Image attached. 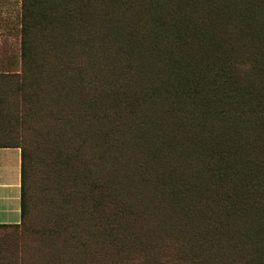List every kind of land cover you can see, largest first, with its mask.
Listing matches in <instances>:
<instances>
[{"label":"trees","instance_id":"1","mask_svg":"<svg viewBox=\"0 0 264 264\" xmlns=\"http://www.w3.org/2000/svg\"><path fill=\"white\" fill-rule=\"evenodd\" d=\"M21 3L0 264H264V0Z\"/></svg>","mask_w":264,"mask_h":264},{"label":"rangeland","instance_id":"2","mask_svg":"<svg viewBox=\"0 0 264 264\" xmlns=\"http://www.w3.org/2000/svg\"><path fill=\"white\" fill-rule=\"evenodd\" d=\"M21 5V0H0V31H2L5 24L4 33L11 36V38L7 39V43L12 50L11 54L9 56L7 55V62L11 61V64L6 62V67H0V73L3 74H14L21 70ZM17 82V77L0 78V144L11 142L17 143L20 142L21 139L19 130L17 131L16 129H13V131L16 132H12V129H10L11 126L15 127L17 124L16 120L13 119V116L16 115L15 110H17L20 101V94L17 91ZM52 104L53 103L48 101L46 109L54 106ZM64 118L66 119L61 120L68 121L69 124L73 125L79 131L82 130L81 126L83 125V122L81 119H77L75 116H66ZM63 123L64 121L53 124L55 128L52 129H54V131H57L58 129H66L65 132L69 135L71 140L75 139L79 143L84 141L83 139H85V137L74 135V128ZM34 136L36 135L33 131H26L24 133V137H28L29 139H33ZM105 263H107V258L105 259Z\"/></svg>","mask_w":264,"mask_h":264},{"label":"crops","instance_id":"3","mask_svg":"<svg viewBox=\"0 0 264 264\" xmlns=\"http://www.w3.org/2000/svg\"><path fill=\"white\" fill-rule=\"evenodd\" d=\"M5 26L4 24L0 31V67H6L7 63L11 64V61L7 62V55L9 56L12 52L7 39L11 36L4 33ZM20 165V148L0 147V247H3L5 240L16 232L8 226L21 222ZM0 257H7V255L1 251Z\"/></svg>","mask_w":264,"mask_h":264},{"label":"bare ground","instance_id":"4","mask_svg":"<svg viewBox=\"0 0 264 264\" xmlns=\"http://www.w3.org/2000/svg\"><path fill=\"white\" fill-rule=\"evenodd\" d=\"M62 1V0H61ZM232 1H234V0H232ZM57 3V2H56ZM227 3V2H226ZM147 4V3H146ZM91 5V4H90ZM247 5V4H246ZM63 6V5H62ZM113 6V5H112ZM242 6V5H241ZM113 12V11H112ZM126 13V12H125ZM146 13V12H145ZM113 14V13H112ZM149 14V13H148ZM150 14H152V13H150ZM122 15V14H121ZM134 15V14H133ZM128 18V17H127ZM125 19V18H124ZM79 20V19H78ZM142 20H143V18H142ZM111 21V20H110ZM130 21V20H129ZM137 21V20H136ZM86 23V22H85ZM82 24V23H81ZM112 24V23H111ZM136 25H138V24H136ZM102 26V25H101ZM110 26V25H109ZM136 27V26H135ZM137 28V27H136ZM62 29V28H61ZM65 29V28H64ZM80 30V29H79ZM126 30V29H125ZM135 30H137V29H135ZM65 31V30H64ZM100 31H102V30H100ZM115 31V30H114ZM127 31V30H126ZM134 31V30H133ZM132 31V32H133ZM97 32V31H96ZM117 32V31H116ZM80 33V32H79ZM117 34V33H116ZM65 35V34H64ZM124 35V34H123ZM107 36V35H106ZM121 36V35H120ZM139 36V35H138ZM58 37H60V36H58ZM130 37V36H129ZM66 38V37H65ZM76 39H77V37H76ZM106 40V39H105ZM70 42V41H69ZM91 42V41H90ZM115 42V41H114ZM62 43V42H61ZM57 44V43H56ZM76 44V43H75ZM116 44V43H115ZM68 45V44H67ZM79 45V44H78ZM84 46V45H83ZM57 47V46H56ZM100 47V46H99ZM95 48V47H94ZM139 48V47H138ZM54 50H55V48H54ZM86 50V49H85ZM122 50V49H121ZM134 51V50H133ZM89 52V51H88ZM98 53V52H97ZM96 53V54H97ZM57 54V53H56ZM111 55V54H110ZM70 57V56H69ZM94 57V56H93ZM107 58V57H106ZM75 62V61H74ZM146 65V64H145ZM96 67V66H95ZM145 67V66H144ZM114 68V67H113ZM71 69V68H70ZM78 70V69H77ZM103 71V70H102ZM79 72V71H78ZM67 73V72H66ZM74 73H75V71H74ZM92 74V73H91ZM98 76V75H97ZM101 77V76H100ZM70 78H72V77H70ZM97 81V80H96ZM102 81V80H101ZM88 82V81H87ZM110 82V81H109ZM102 83V82H101ZM83 84V83H82ZM119 91V90H118ZM91 94V93H90ZM96 94V93H95ZM107 97V96H106ZM90 98V97H89ZM98 99V98H97ZM158 101V100H157ZM97 104V103H96ZM159 113V112H158ZM155 114H157V113H155ZM188 114V113H187ZM163 115V114H162ZM165 116V115H164ZM143 117V116H142ZM185 117H186V115H185ZM165 118V117H164ZM169 118H171V117H169ZM190 118V117H189ZM176 119V118H175ZM184 119V118H183ZM143 120V119H142ZM167 120V119H166ZM146 121V120H145ZM151 121V120H150ZM172 121V120H171ZM186 121V120H185ZM188 121H190L189 119H188ZM187 121V122H188ZM163 122H165V121H163ZM176 122V121H175ZM170 123V122H169ZM204 123V122H203ZM154 125V124H153ZM167 125V124H166ZM126 126V125H125ZM164 126V125H163ZM137 127V126H136ZM159 127V126H158ZM111 128V127H110ZM114 128V127H113ZM120 128V127H119ZM150 128V127H149ZM185 128V127H184ZM127 129V128H126ZM188 129V128H187ZM124 130V129H123ZM160 130V129H159ZM191 130V129H190ZM189 130V131H190ZM193 130V129H192ZM191 130V131H192ZM133 131V130H132ZM165 131V130H164ZM114 133V132H113ZM152 133V132H151ZM108 134V133H107ZM115 134V133H114ZM153 134H154V132H153ZM152 134V135H153ZM166 134V133H165ZM171 134V133H170ZM190 134V133H189ZM195 134V133H194ZM109 135V134H108ZM179 135V134H178ZM106 136V135H105ZM124 136V135H123ZM136 137V136H135ZM156 137V136H155ZM195 137V136H194ZM180 138V137H179ZM148 139H150V138H148ZM163 139V138H162ZM127 140V139H126ZM159 140V139H158ZM174 140V139H173ZM178 140V139H177ZM198 140V139H197ZM182 141H183V139H182ZM196 142V141H195ZM123 143V142H122ZM175 143V142H174ZM142 144V143H141ZM167 144V143H166ZM193 144H194V142H193ZM159 145V144H158ZM171 145V144H170ZM174 145V144H173ZM178 146V145H177ZM122 147H123V145H122ZM176 147V146H175ZM112 148V147H111ZM169 148V147H168ZM114 149V148H113ZM125 149V148H124ZM184 149V148H183ZM189 149V148H188ZM112 150V149H111ZM127 150V149H126ZM187 150V149H186ZM109 151V150H108ZM116 151V150H115ZM143 152V151H142ZM153 152V151H152ZM171 152V151H170ZM170 152H169V154H170ZM173 152V151H172ZM191 153V152H190ZM120 154V153H119ZM175 155V153H172V155ZM129 155V154H128ZM127 155V156H128ZM178 155V154H177ZM193 156V155H192ZM110 157V156H109ZM108 157V158H109ZM190 157V156H189ZM194 157V156H193ZM172 158H173V156H172ZM179 158V157H178ZM188 158V157H187ZM191 158V157H190ZM123 159V158H122ZM148 159V158H147ZM139 160V159H138ZM174 160V159H173ZM187 160V159H186ZM119 161V160H118ZM167 161V160H166ZM180 161V160H179ZM184 161V160H183ZM109 162V161H108ZM121 162H123L122 160H121ZM139 162V161H138ZM148 162V161H147ZM178 162V161H177ZM202 162V161H201ZM114 163V162H113ZM152 163V162H151ZM187 164H188V161H187ZM183 165V164H182ZM191 165V164H190ZM201 166V165H200ZM116 167V166H115ZM196 167V166H195ZM194 167V168H195ZM136 168V167H135ZM141 168V167H140ZM182 168V167H181ZM180 168V169H181ZM201 169V168H200ZM207 169V168H206ZM121 171V170H120ZM154 171V170H153ZM185 171V170H184ZM106 172V171H105ZM193 172V171H192ZM204 172V171H203ZM139 173V172H138ZM194 173V172H193ZM126 174V173H125ZM176 174V173H175ZM191 174V173H190ZM149 175V174H148ZM205 175V174H204ZM108 176V175H107ZM106 176V177H107ZM142 176V175H141ZM159 176V175H158ZM133 177V176H132ZM110 178V177H109ZM131 178V177H130ZM113 179V178H112ZM117 179V178H116ZM140 179V178H139ZM144 179H145V176H144ZM200 179V178H199ZM203 179V178H202ZM109 180V179H108ZM120 181V180H119ZM128 181H129V179H128ZM132 181H133V178H132ZM136 181V180H135ZM139 181V180H138ZM109 182H111V181H109ZM116 182V181H115ZM149 182V181H148ZM160 182V181H159ZM132 183V182H131ZM144 183V182H143ZM141 184V183H140ZM147 184V183H146ZM124 185V184H123ZM201 185V184H200ZM109 186V185H108ZM119 186V185H118ZM141 186V185H140ZM125 188V187H124ZM128 188V187H127ZM180 188V187H179ZM137 189V188H136ZM162 189V188H161ZM186 189V188H185ZM259 190V189H258ZM126 191H127V189H126ZM136 191V190H135ZM244 191H246V190H244ZM167 192V191H166ZM241 192V191H240ZM112 193V192H111ZM244 194V193H243ZM149 195V194H148ZM250 195V194H249ZM242 196V195H241ZM244 196V195H243ZM134 197V196H133ZM145 198V197H144ZM240 198V197H239ZM137 199V198H136ZM189 199V198H188ZM185 200V199H184ZM249 200V199H248ZM190 201V200H189ZM244 202V201H243ZM246 204V203H245ZM129 205V204H128ZM169 205V204H168ZM135 206V205H134ZM204 206V205H203ZM189 208H190V206H188ZM185 208V207H184ZM250 208V207H249ZM155 209V208H154ZM257 209V208H256ZM135 210V209H134ZM252 210V209H251ZM192 211V210H191ZM259 212V211H258ZM166 214V213H165ZM147 215V214H146ZM255 215V214H254ZM153 216H154V214H153ZM143 218V217H142ZM174 218V217H173ZM260 219V218H259ZM191 220V219H190ZM161 224V223H160ZM200 227V226H199ZM199 229V228H198ZM201 230V229H200ZM141 232V231H140ZM139 232V233H140ZM159 234V233H158ZM147 235H149V234H147ZM153 235V234H152ZM155 237V236H154Z\"/></svg>","mask_w":264,"mask_h":264}]
</instances>
